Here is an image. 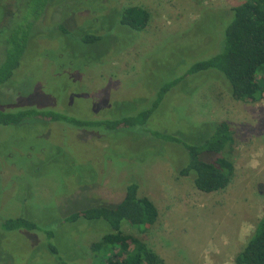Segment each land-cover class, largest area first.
I'll return each mask as SVG.
<instances>
[{"label":"rangeland","instance_id":"1","mask_svg":"<svg viewBox=\"0 0 264 264\" xmlns=\"http://www.w3.org/2000/svg\"><path fill=\"white\" fill-rule=\"evenodd\" d=\"M3 1L24 5L22 15L37 6L28 5L29 0ZM51 1L45 23L38 26L44 38L32 41L24 67L1 90V104L76 105V112L89 116L103 106L151 96V86L183 72L190 54L202 44L216 48L222 21L210 9L245 0ZM114 6H142L151 13L134 43L117 52L113 50L128 44L131 36L116 23ZM3 16L0 7V20ZM60 17L74 29L83 25L107 32L95 44L80 43L75 33L54 35L50 23ZM44 121L0 125V224L23 214L50 220L62 261L48 252L43 232L8 231L0 225V264H92L90 245L109 225L103 220L107 226L99 220L59 225V219L77 208L120 202L131 182L140 185V195L154 201L159 219L147 232L130 226L124 231L143 238L166 264H236V255L264 215V99L236 100L220 73L204 72L174 87L151 119L156 130L198 138L201 124L229 123L235 142L224 155L234 162L235 171L225 189L211 193L197 189L194 174L179 175L187 161L179 144L135 131H105L104 136Z\"/></svg>","mask_w":264,"mask_h":264},{"label":"trees","instance_id":"2","mask_svg":"<svg viewBox=\"0 0 264 264\" xmlns=\"http://www.w3.org/2000/svg\"><path fill=\"white\" fill-rule=\"evenodd\" d=\"M32 3L37 4L36 9L29 7L28 14L22 15L25 7L21 3L18 6H9L5 1L0 2V5H4L0 6L4 10V16L0 20V36L4 37L2 42L5 53L0 62V125L19 126L34 121L45 123L44 120H47L59 123L65 130H91L101 132L104 136L105 131H135L182 146L186 151L187 161L178 173L181 176L194 174V183L198 190L211 193L223 190L229 185L235 171L234 162L224 155L232 150L235 142L229 123L222 121L201 124L198 128L203 134L198 138L197 135L188 136L182 132L181 135L167 129L156 130L150 121L174 87L181 85L188 77L204 72L220 73L231 96L236 100L259 102L264 99V0H245L230 8L210 9L217 10L222 21L221 37L216 48H212V43L202 44L190 54L192 62L184 64L186 69L183 72L166 77L157 87L151 86V96L142 99L130 98V103L122 102L118 106L112 104L106 109L103 106L101 112H93L89 116L76 112V105L60 109L54 108L53 104L49 108L47 105L34 103L1 104V90L24 67L32 41L37 40V37L44 38L38 26L45 23V10L51 7L47 5L52 1H28V5ZM112 14L116 23L131 36L128 44L115 48L113 52L134 43L138 33L147 28L151 19L150 11L142 6H127L122 9L114 6ZM16 17L20 19L15 21ZM57 20L50 23L57 32L54 35L75 33L78 41L83 44L100 42L107 32L103 27L93 30L83 25L74 29L65 19L60 17ZM213 154L218 156L214 159L207 158ZM65 215L63 219H59V225L98 220L109 225V231L90 245L92 264H166L143 238L124 231L125 226H130L138 232L142 231L140 233L147 232L159 219L158 207L151 198L140 195V185L137 182L129 183L123 199L114 205L77 208ZM47 221L50 220L43 222L23 214L6 218L0 225L8 231L26 229L30 232H43L48 239V252L61 260L58 238L53 241L59 237L57 230L50 228L52 223ZM102 223L100 225H106ZM235 262L264 264V215L256 223L243 249L236 255ZM63 264L81 263L65 260Z\"/></svg>","mask_w":264,"mask_h":264}]
</instances>
